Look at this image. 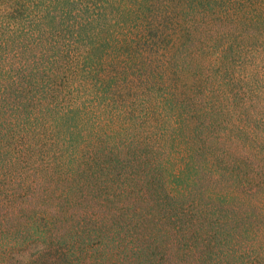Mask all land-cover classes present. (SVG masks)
I'll return each mask as SVG.
<instances>
[{"label":"rangeland","instance_id":"1","mask_svg":"<svg viewBox=\"0 0 264 264\" xmlns=\"http://www.w3.org/2000/svg\"><path fill=\"white\" fill-rule=\"evenodd\" d=\"M87 1L91 16L109 20L107 33H94L109 47L122 30L138 37L153 26L142 3L156 10L167 0ZM193 1L181 0L188 13L168 21L159 65L135 64L134 82L156 80L135 108L89 88L84 48L60 33L69 5L34 35L19 29L23 40L0 7V264H264V172L231 173L250 159L247 124L231 102H264V47L254 40L264 0H210L212 10ZM157 191L175 198L172 219L154 212L164 200ZM134 207L147 211L150 236L136 234L137 216L124 238L88 234L105 211ZM195 210L228 237L188 225Z\"/></svg>","mask_w":264,"mask_h":264},{"label":"trees","instance_id":"2","mask_svg":"<svg viewBox=\"0 0 264 264\" xmlns=\"http://www.w3.org/2000/svg\"><path fill=\"white\" fill-rule=\"evenodd\" d=\"M68 0H0V7H6L8 10V26H13L15 31H18L20 34H16L18 37L22 36L21 30L28 31V35H34L36 32L40 31L41 27L44 26V23L48 22L50 16L53 15L54 11L60 10V7L66 5ZM94 6H99L100 1L91 0ZM191 5L193 0H188ZM198 6L200 8H209L213 9V6L210 4V0H197ZM213 4V3H212ZM70 6L71 17H69L70 26L62 29L60 33L63 32V35L69 38L72 42L78 47H83V57L81 63L84 64L85 69L89 70L87 76L88 86L92 87L93 90L96 89V95L100 101H109L110 99L116 98L120 95L123 98L124 103H129L131 100H134L131 107L135 108L136 102L135 98L137 97L139 91H145V97L148 99L150 97V91L156 84L155 78H153L152 83H146L143 81L132 80V75H134L133 69L135 64L138 63L141 67L147 66L148 63H154L159 65V59H162L164 55L162 47L166 45L167 35L164 34L170 27L172 18L174 16L181 17L186 15L188 11L186 8L181 6V0H167L163 4H157L156 10L145 3H142V7L145 12H142V17L146 18L147 15H151L154 18V23L151 27L144 29V33H140L138 37L132 36L134 33L133 28L131 31L122 30L125 34V38L121 41L120 44L111 45L107 47V44L98 43L94 37V33H107L108 31H100L109 21L107 17L105 18L101 13L96 12L95 15L91 16L89 13V2L87 0H70L67 4ZM19 10V18L13 17V12ZM62 10V9H61ZM106 12V9L104 8ZM59 13V12H58ZM171 15V16H168ZM59 17L61 15H58ZM62 17V16H61ZM63 18V17H62ZM158 21V22H156ZM169 21V22H168ZM63 22H65L63 18ZM258 22L264 25V20L258 18ZM141 24L135 22L133 27L141 29ZM142 36V37H141ZM165 36V37H164ZM171 37V35H169ZM127 38V39H126ZM255 42H260L259 47H264V30H262L259 35L255 37ZM21 40L24 39L22 36ZM134 44L132 43L135 41ZM13 41L12 43H15ZM82 45V46H81ZM231 56V53H230ZM228 58V53L221 52L218 58L219 68L224 70L227 68L225 64V59ZM159 68V67H155ZM112 72H109L111 71ZM152 72V70H151ZM156 72V71H155ZM161 75L158 71L156 72ZM142 75V74H141ZM138 75V76H141ZM139 78V77H137ZM145 86V87H144ZM147 88L149 91H147ZM257 93L256 91H252ZM252 94L251 91L248 92V95ZM250 95V97H253ZM76 100V98H74ZM243 100V99H242ZM259 100L261 103V98H249L243 101L235 99L231 102V108L234 111H238V115H242L244 121L246 122L247 132L244 135V138L247 139V147L250 149L249 158L246 159L247 162H243L242 166L238 164L233 167L232 174H235L234 177L238 176L237 170H242L249 174L252 168H255L256 171L264 172V121H261L256 115L253 116L255 112H264V108L256 107L255 103ZM252 105L251 107H249ZM79 109V106L76 109L69 110L68 112L74 114ZM262 165H259V164ZM259 165V168L257 167ZM151 191V190H150ZM149 191V192H150ZM152 194V193H151ZM162 196L164 200L161 202V206L158 209H154L156 214H164L168 219H172L175 214V209L171 200H175L170 193L167 192H156L155 201L158 202V197ZM153 196V194H152ZM171 199V200H170ZM137 216V220H136ZM133 217L136 220V234L140 236L147 237L150 236L147 233L148 220L147 211L134 207L132 212L119 211L117 214H112L109 211H105L101 218L104 219V222L98 226H92L89 229V235H98L99 237L109 238L117 237L124 238L125 236L130 235L131 229L128 221H131ZM188 225L189 222L197 221V228L205 229L209 233V238H227L228 234L220 230L221 221H211L210 213L206 211H200L199 215L192 216L191 219H186ZM170 224V223H169ZM171 226V225H170ZM172 227V226H171ZM176 227V226H173ZM132 234V233H131ZM150 238V237H148ZM224 264H243L226 262Z\"/></svg>","mask_w":264,"mask_h":264}]
</instances>
